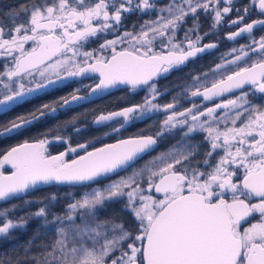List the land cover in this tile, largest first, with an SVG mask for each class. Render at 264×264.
<instances>
[{"label":"snow or ice","instance_id":"snow-or-ice-1","mask_svg":"<svg viewBox=\"0 0 264 264\" xmlns=\"http://www.w3.org/2000/svg\"><path fill=\"white\" fill-rule=\"evenodd\" d=\"M222 41L230 47L218 51ZM214 52L207 68L160 85ZM257 94L264 0H23L0 10V140L22 137L0 151V264H264ZM50 186L80 191L59 211L56 193L28 198ZM33 220L27 240L9 243Z\"/></svg>","mask_w":264,"mask_h":264},{"label":"flooded vegetation","instance_id":"flooded-vegetation-1","mask_svg":"<svg viewBox=\"0 0 264 264\" xmlns=\"http://www.w3.org/2000/svg\"><path fill=\"white\" fill-rule=\"evenodd\" d=\"M137 20V17L135 16H132V17H129L128 21H126V23L128 25H131L132 22L136 21ZM191 23V21H189V24ZM201 23L203 25V28L202 30L203 31H206L209 27V24H210V21L208 20H205V19H201ZM235 29H229L227 27L223 28L221 31L222 32H226V31H234ZM207 42V41H206ZM243 42V41H241ZM89 47H96V44L95 43H92V44H89L88 45ZM228 47H230V45L228 44L227 41H222L221 44H220V48L218 51H224L226 50ZM218 55V52H214L212 53V55H205L203 57H201L200 59L196 60L194 63H190L186 68H184L182 71H178V72H173L166 80H161L160 81V85L163 86V85H170L172 84L173 82H176L177 81V78L178 77H181L183 76L185 73H188L189 71H192V70H196V71H199L203 68H207L208 65L212 62L213 58ZM85 83H87V81H85ZM71 87H75V85H72ZM71 87L69 88H66L64 89L63 91H70L71 90ZM56 95H59V94H63V92H60V93H55ZM115 96H120V95H123V93H120V92H117L114 94ZM48 97H45V99H47ZM113 97H107L106 100H101V101H97L96 103L98 104H103L105 103L107 100H112ZM138 99V98H137ZM168 99H170L169 96H165L163 98V100H161V103H164V102H167ZM254 99V102L256 103H260V102H264V97H260L259 94H257L256 97L253 98ZM33 103H39V101H33ZM30 107V105H24L23 108H28ZM85 107H91V105H85ZM23 108H17L16 111L19 112V111H22ZM79 111V109L77 110ZM14 113H9L8 115L11 116L13 115ZM67 115H71V113H68ZM4 117H0V119H3ZM61 118L63 119L64 116L62 114ZM49 124L51 123H54L53 121H49L48 122ZM145 125L144 124H137L131 128H129V133H132V132H135L137 129L139 128H142L144 127ZM19 139H22V137H18V138H12V139H4V140H0V143L2 144V147H1V150L0 151H3L4 149L14 145L15 143L18 142ZM106 142H110V141H106ZM168 143H171V141H168L167 143H164V144H161V146L159 148L156 149V152H159L161 150H163V148L167 147V144ZM63 150V145H53L51 148H50V151L55 154V153H58L59 151H62ZM156 153H152L151 155H155ZM149 157H145V159H148ZM140 163H143V161H141ZM51 187V190L53 191H68L69 189H72L73 187L71 186H50ZM254 222V221H253Z\"/></svg>","mask_w":264,"mask_h":264},{"label":"trees","instance_id":"trees-1","mask_svg":"<svg viewBox=\"0 0 264 264\" xmlns=\"http://www.w3.org/2000/svg\"><path fill=\"white\" fill-rule=\"evenodd\" d=\"M23 0H0V10L2 11H7L9 6H18L20 3H22ZM2 144L0 143V150H1ZM48 193H56L59 194L58 191H53L51 190V187H44L42 189H40L39 191L33 192L31 193V197H40L43 195H46ZM11 203H19V201L17 200H13L11 201ZM37 207V205L33 204L31 206V209H35ZM113 208L117 209L119 208V205H113ZM25 211H28V209H25ZM111 211V209H110ZM17 215H21L22 213H16ZM126 215V214H125ZM38 221H30L27 230H17L16 232L13 233V235L17 238L14 241H11L9 243H15V242H23L25 240H27L31 234L33 229L36 227ZM5 246H9L8 244H5Z\"/></svg>","mask_w":264,"mask_h":264},{"label":"rangeland","instance_id":"rangeland-1","mask_svg":"<svg viewBox=\"0 0 264 264\" xmlns=\"http://www.w3.org/2000/svg\"><path fill=\"white\" fill-rule=\"evenodd\" d=\"M124 173H122L123 175ZM115 178V177H114ZM80 189L79 188H72V189H69L68 191H65V190H61L59 191L57 194V196L59 197V201L56 205V208L54 210L56 211H59L61 206L65 203H67V199H68V194L69 193H79ZM34 210V209H33Z\"/></svg>","mask_w":264,"mask_h":264},{"label":"water","instance_id":"water-1","mask_svg":"<svg viewBox=\"0 0 264 264\" xmlns=\"http://www.w3.org/2000/svg\"><path fill=\"white\" fill-rule=\"evenodd\" d=\"M63 151V150H62ZM56 154V153H55Z\"/></svg>","mask_w":264,"mask_h":264}]
</instances>
